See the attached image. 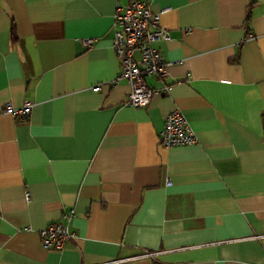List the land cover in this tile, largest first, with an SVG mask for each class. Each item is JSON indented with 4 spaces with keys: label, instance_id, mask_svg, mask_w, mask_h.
<instances>
[{
    "label": "crops",
    "instance_id": "obj_1",
    "mask_svg": "<svg viewBox=\"0 0 264 264\" xmlns=\"http://www.w3.org/2000/svg\"><path fill=\"white\" fill-rule=\"evenodd\" d=\"M130 1L0 0V264H264V0H136L168 37L139 109L111 48ZM175 109L195 143L162 148ZM54 224L74 239L44 250Z\"/></svg>",
    "mask_w": 264,
    "mask_h": 264
},
{
    "label": "built area",
    "instance_id": "obj_2",
    "mask_svg": "<svg viewBox=\"0 0 264 264\" xmlns=\"http://www.w3.org/2000/svg\"><path fill=\"white\" fill-rule=\"evenodd\" d=\"M164 11L152 13L145 2L131 0L127 7L115 9L112 16L111 48L118 63L115 81L119 79L126 81L129 93L125 104L133 109L146 107L153 94L165 93L168 89L163 86L154 91L145 83V77L163 79L166 76V66L160 54L151 48L152 43L168 39L166 33L159 27V17ZM83 44L88 47L91 41H83ZM135 55L138 58H135ZM31 109L32 103L25 101L18 108L4 105L3 113L26 119ZM157 143L162 148L182 147L195 143L192 130L178 110L175 109L166 115ZM71 217L72 213L69 212L63 219L67 221ZM38 238L42 249L60 250L74 239V234L65 224H54L39 231Z\"/></svg>",
    "mask_w": 264,
    "mask_h": 264
},
{
    "label": "trees",
    "instance_id": "obj_3",
    "mask_svg": "<svg viewBox=\"0 0 264 264\" xmlns=\"http://www.w3.org/2000/svg\"><path fill=\"white\" fill-rule=\"evenodd\" d=\"M11 32L13 33V29H11ZM262 125H263V128H264V116H262Z\"/></svg>",
    "mask_w": 264,
    "mask_h": 264
}]
</instances>
